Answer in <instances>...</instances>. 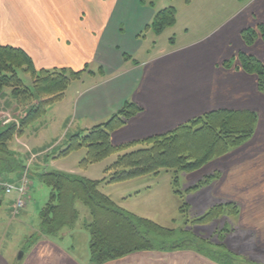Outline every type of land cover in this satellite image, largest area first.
I'll use <instances>...</instances> for the list:
<instances>
[{
    "label": "crops",
    "instance_id": "1",
    "mask_svg": "<svg viewBox=\"0 0 264 264\" xmlns=\"http://www.w3.org/2000/svg\"><path fill=\"white\" fill-rule=\"evenodd\" d=\"M253 1L229 19H205L199 34L194 31L190 35L188 23L180 40L160 42L161 34L147 27L159 9L144 0H0V42L23 48L38 68L78 69L88 61L98 65L97 72H90L97 80L77 91L73 117L82 132L106 121L127 101L139 104L143 110L112 133L117 145L169 132L219 108L258 111L259 121L251 139L197 171L185 173L184 181L195 184L213 171L219 172L220 177L213 180L214 195L242 200L239 221L264 242V119L259 109L264 108V93L258 89L257 75L239 68L237 60L231 67L224 66V61L239 51L262 58L258 51L264 50V38L247 45L241 34L261 22L254 16L257 9L248 12L254 8ZM257 1L263 9L264 0ZM149 32L154 34L151 43H147ZM17 103L11 93L0 95V108ZM25 109L21 108V116ZM3 126L0 121V129ZM27 149L35 151L28 145ZM191 190L196 192L199 187ZM4 193L12 194L0 190V204ZM13 193L14 197L7 198L12 209L18 196L17 191ZM248 199L253 202L248 204ZM75 229L43 236L17 264H96L91 259L90 232L81 230L82 242ZM15 263L0 249V264ZM102 264L220 263L194 248H180L135 251Z\"/></svg>",
    "mask_w": 264,
    "mask_h": 264
},
{
    "label": "trees",
    "instance_id": "2",
    "mask_svg": "<svg viewBox=\"0 0 264 264\" xmlns=\"http://www.w3.org/2000/svg\"><path fill=\"white\" fill-rule=\"evenodd\" d=\"M151 5H154V1H151ZM176 21L177 10L169 6L157 10L147 27L161 34L174 26ZM241 34L247 45H253L259 35L264 36V23H259L257 28L247 27ZM236 60L239 68L257 75L258 89L264 93V61L254 54L239 51L233 58L225 60L224 66L231 67ZM19 69L32 75V85L25 84ZM85 72L86 68L78 71L67 67L38 69L23 48L0 42V95L9 87L18 103L26 107L21 118L11 124H3L0 129V168H6L9 159L14 156L15 151L11 149L10 142L16 136L21 137L29 125L44 115L51 103L62 99L72 81L82 79ZM142 110L139 104L127 101L106 121L71 136L67 147L60 154L67 155L85 147L86 156L80 161L82 169H87L91 163L101 161L113 153L135 145L141 147L120 153L118 159L106 169L108 175L103 179H91L61 170L41 173V180L52 188V192L40 211L41 225L38 233L41 236H57L66 227L74 228L79 218L76 201L81 200L90 208L93 216L86 227L91 235V259L96 264L135 251L180 248H194L220 264H238L239 255L228 249L223 241L216 247L225 251L211 248V238H203L186 228L181 230L184 232L180 237L173 238L178 232L174 228L165 227L155 220L125 209L104 193L100 185L105 180L109 183H122L148 174L158 175L162 170H173L174 183L180 184V172H194L251 139L259 121L258 112L252 108H219L182 123L169 132L127 144H115L112 133ZM219 177V172L208 174L199 181V185ZM199 185L190 189L198 188ZM226 209L232 216L239 213L235 202L217 203L192 223H209Z\"/></svg>",
    "mask_w": 264,
    "mask_h": 264
},
{
    "label": "rangeland",
    "instance_id": "3",
    "mask_svg": "<svg viewBox=\"0 0 264 264\" xmlns=\"http://www.w3.org/2000/svg\"><path fill=\"white\" fill-rule=\"evenodd\" d=\"M144 1H154L158 9L174 6L177 10L179 23L161 33L160 39H158L160 42H169L172 41L171 38L180 40L185 35L186 24L191 25L190 35L194 31L199 34L202 32L205 19L217 16L229 19L233 14L238 15L246 10L252 0ZM253 3L254 8L248 9V12L252 14L257 9L258 12L254 13V16L259 18L261 21L259 23H262L264 8L259 9L261 2L257 0H254ZM257 27L258 25L255 28ZM147 36V43H151L154 37L153 32H149ZM263 38L264 36L259 35L256 41ZM258 49L259 47L256 51ZM258 54L264 59V50L258 51ZM262 58L260 59L264 61ZM84 68H86V72L83 79L72 81L62 99L51 103L44 115L26 128L22 137L16 136L10 142L11 149L15 151L14 156L9 159L6 168H0L1 179L14 185H22L25 182L28 188L27 204L21 211H15L14 207L12 209L7 202V198L14 197L15 193L10 195L4 193V202L0 204V249L11 259L12 263L16 262L15 264H17L18 261H22L24 255L21 257V253L25 254L43 237L38 233L41 225L40 211L48 202L52 188L41 180V173L51 170L71 172L70 170L73 169L76 171L73 173L91 179H103L108 175L106 169L118 159L120 153L141 147V145H135L121 152L113 153L101 161L91 163L87 169H82L80 166V161L87 153L85 147L75 149L67 155L60 154L61 150L67 147L71 136L79 132L78 122L74 120L72 111L77 91L86 89L93 81L97 80L90 72H97L98 65L88 61L82 68L75 70ZM18 72L25 84L32 85L30 73L24 69H19ZM97 76H100V73ZM5 91L11 93V88H5ZM24 106L23 103H17L16 106L14 104L3 105L0 108V121L3 124L15 122L18 117L23 116H21V108ZM259 109L262 111L261 115L264 119V108ZM82 131L86 132V130ZM27 145L35 151L29 152ZM214 172L217 171L212 173ZM184 174L185 172L179 174L180 184L174 183L175 172L173 170H162L158 175L148 174L130 182L109 183L105 180L101 183L100 189L125 209L162 223L165 227L174 228L178 232L173 238L180 237L184 232L181 230L190 229L203 238H211L213 244L209 246L211 248L225 251L223 248L216 247L219 242L223 241L228 249L239 255L238 264H264V242H259L255 237L256 231L248 229L239 221L243 207L242 200L228 199L237 202L240 208L239 215L232 216L226 209L223 214L209 223L193 225L192 222L195 218L206 214L217 203L221 201L225 203L228 200L214 195L216 181L202 185L196 182L195 184L199 185V190L191 193L190 187L195 184L184 181ZM141 183L142 186H140ZM120 202H123L125 206ZM247 202L249 204V202H253V199H248ZM76 208L79 211V218L76 221L75 230L80 232L83 242L84 234L82 232L84 230L90 232L86 225L92 221L93 216L90 208L81 200L76 201ZM70 229L73 228L66 227L63 231ZM223 236L225 237L222 239Z\"/></svg>",
    "mask_w": 264,
    "mask_h": 264
},
{
    "label": "built area",
    "instance_id": "4",
    "mask_svg": "<svg viewBox=\"0 0 264 264\" xmlns=\"http://www.w3.org/2000/svg\"><path fill=\"white\" fill-rule=\"evenodd\" d=\"M10 121V120H8ZM6 123V122H5ZM0 189H4L7 193H11L13 190L18 191V198L16 199L15 202V209L16 211L22 209L26 205V198L25 196L27 195V183L23 182L22 185L20 186H15L11 183L5 182L2 179H0Z\"/></svg>",
    "mask_w": 264,
    "mask_h": 264
},
{
    "label": "water",
    "instance_id": "5",
    "mask_svg": "<svg viewBox=\"0 0 264 264\" xmlns=\"http://www.w3.org/2000/svg\"><path fill=\"white\" fill-rule=\"evenodd\" d=\"M24 255V253H21V257Z\"/></svg>",
    "mask_w": 264,
    "mask_h": 264
}]
</instances>
